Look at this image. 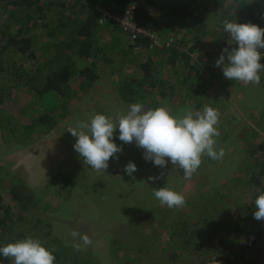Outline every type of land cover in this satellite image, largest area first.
Wrapping results in <instances>:
<instances>
[{
    "label": "rangeland",
    "instance_id": "374dc122",
    "mask_svg": "<svg viewBox=\"0 0 264 264\" xmlns=\"http://www.w3.org/2000/svg\"><path fill=\"white\" fill-rule=\"evenodd\" d=\"M50 1L57 6L68 2ZM253 2L245 0L244 4L249 9ZM214 9L213 6L209 7L210 11ZM234 10L236 13L244 11L248 17H253L257 15L258 7L248 11L236 5ZM227 11L225 8L224 12ZM235 18L233 22H238L243 16ZM223 21L217 24L214 17L209 22L210 29L223 32ZM2 23L11 30L15 29L13 21H4L0 14V25ZM31 37L36 40L35 47L38 49L42 43L40 28ZM96 40L99 43L108 42L109 51L114 54L122 52L127 46L125 37L115 28L102 29ZM167 43L180 51L195 47L190 55L193 62L206 60V55L213 58L217 54L216 45H219L212 41L205 50L191 42L190 38L178 34ZM228 43L231 45L228 51L238 47L231 38ZM263 50L258 49L264 59ZM37 56H41L40 50ZM39 57L29 61L7 49L0 55V65L5 70L11 63L30 69L36 67L34 64L40 61ZM114 71L112 66L102 65L98 70L100 81L88 86L77 98H71L70 95H78L72 90L67 91V101L59 96L55 105L58 113H63V119L55 130L40 140L24 139L14 123L15 118L28 122L42 110L39 106L42 103L30 100L32 95L27 90L17 89L8 79L0 82V93L5 95L7 105L1 116L9 114L13 121V124L5 123L3 129L0 128V195L4 198L3 206L13 213L11 220L18 221L29 216L51 226L52 237L58 239L66 249L77 253L79 264H137V255L141 264H175L169 260L171 255L182 257L178 264H229L225 255L233 258L232 264H264V219L256 220L253 217L255 199L245 172V169L251 172L255 165L248 163L244 150L247 135H258L255 141L264 143V131L259 125L264 110V85L235 86L234 81L227 82L228 79L221 74L222 78L219 76L218 82L213 83L212 92L208 96L200 95L198 101V94L186 90V77L181 84L178 78L181 70H166V77L176 82L178 92L183 95L175 102H166L163 107L177 119L182 118L187 110L195 113L205 106L215 108L219 113L216 127L220 135L217 137L223 139L214 145V149L217 152L223 149L222 158L212 159L208 163L205 161L207 155H202L200 167L191 178L185 179L183 170L170 161L164 168L146 161L144 150L135 141L124 143L118 139L117 128L113 141L122 151L110 158L105 171H95L84 164L83 158L74 150L76 138L67 130L80 122H90L91 117L98 113L110 117L117 125L119 116L127 114L130 104L123 103L117 95L119 80ZM135 71L126 69L124 73L134 78ZM260 76L264 79V72ZM11 105L14 106L10 108ZM227 107L231 111L229 115L238 119L225 121L223 113ZM150 109L155 108L151 105ZM47 110L43 107V111ZM14 135L15 139L12 137ZM129 162L134 163L137 169L131 176L124 171ZM5 174H9L11 180L39 191L38 203L28 208V214L22 213L8 199L7 185L10 179ZM153 175L158 177L157 183L155 179H149L155 178ZM54 177L58 181L51 186ZM164 187L182 194L186 204L175 209L161 207L153 196V190ZM211 189L215 196L209 201L198 196L199 191ZM103 193L112 196L109 202L97 201L101 199L99 194ZM203 218L204 222L201 223ZM226 220L231 223L226 224ZM205 224L214 226L216 230L217 226L219 232H203L204 237L199 234L195 236L194 244H186L181 234L193 235L196 231L193 228L199 229ZM233 226L238 227L235 233V228L231 230ZM249 231L261 235L252 247L246 245ZM74 232L87 234L91 244L85 245L79 236H73ZM172 236H175L174 241ZM74 245H79L81 250L76 251ZM44 247L48 248L46 244ZM52 249L56 250L57 246L53 245Z\"/></svg>",
    "mask_w": 264,
    "mask_h": 264
},
{
    "label": "trees",
    "instance_id": "16d2710c",
    "mask_svg": "<svg viewBox=\"0 0 264 264\" xmlns=\"http://www.w3.org/2000/svg\"><path fill=\"white\" fill-rule=\"evenodd\" d=\"M67 1V4L57 6L50 0H0V14L3 20H10L15 24L13 30L5 26L4 23L0 25V55L7 49H11L17 56L29 61L37 60L39 50L41 55L40 61L38 60V63L34 64L36 67L30 69L11 63L5 70L0 65V75L2 76L0 82L8 79L17 89L27 90L32 95L30 100L34 99V101L42 103L39 105L42 110L38 111L39 113L36 115L34 114L28 122L18 121L15 118L14 126L21 131L26 140L42 139L55 130L63 119V113L61 115L58 113L56 102H53L54 99L44 103V98L48 94L55 93L57 100L61 96L63 99L66 98L64 101H67L69 95L67 91L72 90L78 95H75L76 97L70 95L71 98H77L88 86L100 81L98 70L102 65L115 68L114 72L119 80L116 92L123 103L139 102L143 105V110H148L151 105L154 108L163 107L166 102H175L181 98L183 94L178 92L176 82H171V79L166 77V70H181L178 74L181 84L183 85L184 77H186L188 79L185 85L186 90H189L191 94H198L199 101V96H208L212 92L213 83L218 82L219 76L222 78V67H216V60L222 54L223 49H228L231 46L228 43L230 36L224 31H220L219 34L214 29H210L209 22L215 17L216 23L220 24L224 19L233 21L236 16L241 15L243 18L237 23H251L264 29V0H254L249 9H247V4L246 6L244 4L245 0ZM236 5L238 8L248 11L258 7L257 15L248 17L244 11L236 13L234 10ZM129 6L135 7L134 22L157 36L159 46H153L148 38L131 41V38L124 36L113 23L99 25V20L102 18L99 8H109L111 13L121 15ZM211 6L213 9L215 8L213 11L209 10ZM225 8L228 9L227 12H224ZM38 28L41 30L42 43L36 49V40L31 37V34ZM101 28H115L125 37L127 46L122 52L114 54L109 51L108 42L99 43L96 40V36L102 31ZM177 34L190 38L191 42L201 45L205 50L214 41L215 44H219L216 45L218 46L217 54H214L213 58L206 55V60L198 59V62H193L190 55L194 52L195 47L189 48L188 51H180L181 49L178 47L167 46V41ZM221 34L223 39L220 37ZM226 55L225 53V57ZM116 62L117 65L114 66ZM260 62L264 63V59L262 58ZM225 63H227V59H225ZM190 64L193 65L189 68L190 70H187ZM126 69L133 72L137 70L135 77L126 75L124 73ZM240 84L244 83L234 81L235 86ZM260 85H264L263 78H261ZM181 91L184 92V89ZM190 97L195 100L193 96ZM12 106L14 105H11L10 108ZM6 107L5 95L0 93V128L2 129L5 123L13 124L9 114L1 116ZM43 107L48 110L43 111ZM230 113V108L227 107L223 113L225 121L238 119L234 115H229ZM261 115L259 125L264 131V110ZM257 136L247 135L244 144L248 163L255 165L251 172L245 169L249 178L247 184L252 188L254 199L261 191H264V143L255 141ZM12 137L15 139V135ZM214 139L219 144L223 138L220 136L219 139L218 137H214ZM205 159L208 163L212 160L208 156ZM5 175L9 176V174ZM9 179L8 199L22 213L28 214V208L38 203L37 194L39 191H34L22 182L11 180V176ZM57 181L58 178L57 180L55 177L52 178L51 186H55ZM157 182L158 177H155V183ZM202 184L204 183L202 182ZM0 186L2 187L1 183ZM99 195H101V199L97 200L98 202H109L112 198L108 193ZM198 196L204 201H209L215 195L211 189L199 191ZM3 201L4 198L0 195V247L23 240L25 237H31L39 240L43 246L46 244L47 249L56 257L55 264H79L78 254L66 249L58 239L52 237L51 226L44 225L40 219H34V221L29 216L18 221L17 219L11 220L13 213L3 206ZM229 221L226 220V224L231 223ZM202 222H204V218L201 220ZM216 228L217 230L214 226L205 224L199 229L193 228V230L196 229L193 235L185 236L183 233L181 236L185 239L186 244L191 245L194 244L195 236L201 234L204 237V233L207 231L219 232L217 226ZM237 231L238 227L234 229L233 233ZM174 237L172 236L173 241ZM259 237H261L259 232L249 231L246 234L247 247L254 246ZM53 245L57 246L56 250L52 249ZM181 259V256H169V260L175 264H178ZM232 259L227 256L229 264H232ZM0 264H12V261L0 256Z\"/></svg>",
    "mask_w": 264,
    "mask_h": 264
},
{
    "label": "clouds",
    "instance_id": "9594fccd",
    "mask_svg": "<svg viewBox=\"0 0 264 264\" xmlns=\"http://www.w3.org/2000/svg\"><path fill=\"white\" fill-rule=\"evenodd\" d=\"M222 29L238 47L231 51L223 49L216 60V67H222L228 80L259 85L264 64L260 62L262 56L258 49H264V29L228 19L223 21ZM218 122L219 113L211 106L195 113L187 110L182 118L177 119L164 107L144 111L143 105L137 102L129 105L126 115L119 116L118 125L110 117L98 113L91 117L90 122H80L67 131L76 138L74 150L92 170L105 171L110 158L122 151L113 141L118 128V139L124 143L135 141L144 150L146 161L160 168L166 167L170 161L183 170L185 179H189L200 167L202 155L206 154L213 160L224 155L223 149L219 152L214 149V137L220 135L216 127ZM136 170L132 162L124 169L129 176ZM153 196L161 207L175 209L185 205V197L167 187L154 189ZM254 205V219H264V191L256 196ZM73 236H79L85 245L91 244L87 234L74 232ZM74 247L76 251L81 250L79 245ZM0 256L10 259L12 264H55L56 260L50 250L31 237L0 247Z\"/></svg>",
    "mask_w": 264,
    "mask_h": 264
},
{
    "label": "built area",
    "instance_id": "2783aa9c",
    "mask_svg": "<svg viewBox=\"0 0 264 264\" xmlns=\"http://www.w3.org/2000/svg\"><path fill=\"white\" fill-rule=\"evenodd\" d=\"M102 18L99 20V25L102 26L108 22L113 23L124 36H129L131 41L138 38H148L153 46H159V39L157 36L151 34L149 31L144 30L136 22H134L135 7L129 6L123 14L117 15L111 13L109 8H99ZM167 46H169L167 44Z\"/></svg>",
    "mask_w": 264,
    "mask_h": 264
},
{
    "label": "water",
    "instance_id": "95a60500",
    "mask_svg": "<svg viewBox=\"0 0 264 264\" xmlns=\"http://www.w3.org/2000/svg\"><path fill=\"white\" fill-rule=\"evenodd\" d=\"M50 97H52L54 99L53 102L57 103V95L55 93H50L48 94L45 98H44V103L47 102V100H50Z\"/></svg>",
    "mask_w": 264,
    "mask_h": 264
},
{
    "label": "flooded vegetation",
    "instance_id": "af4514ba",
    "mask_svg": "<svg viewBox=\"0 0 264 264\" xmlns=\"http://www.w3.org/2000/svg\"><path fill=\"white\" fill-rule=\"evenodd\" d=\"M52 100H53V98L50 97V101H52ZM227 256H229V255H225L226 261H227ZM136 260H137V264H141V259H140L139 255H137Z\"/></svg>",
    "mask_w": 264,
    "mask_h": 264
}]
</instances>
